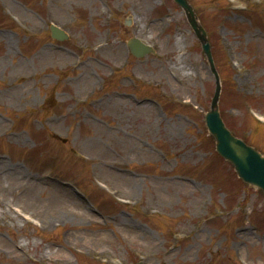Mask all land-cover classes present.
<instances>
[{"label": "rangeland", "instance_id": "obj_1", "mask_svg": "<svg viewBox=\"0 0 264 264\" xmlns=\"http://www.w3.org/2000/svg\"><path fill=\"white\" fill-rule=\"evenodd\" d=\"M187 2L220 117L264 156V0ZM167 45L179 84L154 67ZM214 92L173 0H0V264H264V195L215 151Z\"/></svg>", "mask_w": 264, "mask_h": 264}, {"label": "water", "instance_id": "obj_2", "mask_svg": "<svg viewBox=\"0 0 264 264\" xmlns=\"http://www.w3.org/2000/svg\"><path fill=\"white\" fill-rule=\"evenodd\" d=\"M175 2H177L186 11L188 20L202 43L204 53L208 58L216 78V92L211 104V111L206 115V124L209 132L215 138L216 150L224 159L230 161L234 165L239 177H241L245 182L259 187L264 193V158L253 149L245 146L242 142L233 138L225 129L217 111V100L219 96L220 85L217 74L213 67L209 52V45L207 44L205 38V32L195 21L191 8L188 6L186 1L175 0ZM51 30L53 37H57L59 39L66 38L64 33L58 29L51 27ZM128 47L131 53L136 57H142L149 51L135 40L129 41Z\"/></svg>", "mask_w": 264, "mask_h": 264}, {"label": "bare ground", "instance_id": "obj_3", "mask_svg": "<svg viewBox=\"0 0 264 264\" xmlns=\"http://www.w3.org/2000/svg\"><path fill=\"white\" fill-rule=\"evenodd\" d=\"M153 25H155V22L150 21V26H153ZM177 32H179V31L177 30ZM96 44H98V43H96ZM105 46H98L97 47V49H96V51L98 50L97 57L94 56L93 60L94 61H98V59L104 60L107 62L105 65H110L113 62H110V59L105 58L103 56V54L107 51H113L114 52V49L112 48L109 50L108 47L105 48ZM172 48L175 49V46L172 45ZM173 53H174L173 50L171 48H169L167 45L166 46V58L164 60L157 58L154 62L155 63L154 67H158L160 72L163 74V76L165 78H169L174 84H179V82L182 81L184 76L180 75L179 70H181V68L178 67L177 57L176 56L172 57ZM119 56H120V53L114 54L115 59H117ZM167 63H170V65L175 66V67H170L169 65H166ZM253 72H256V71L253 70ZM249 74L251 75L252 71H249ZM37 183L42 184L45 187H52L54 185L55 186V187L53 186L54 189L57 187L58 189L66 190L68 192V187L66 185H63L64 183L60 184L57 180H55L51 177H41L37 180ZM47 189H49V188H47ZM42 193L43 194L45 193V196L49 197L53 201L58 200V199H62V198L58 197L57 195H55L54 193H52L51 191H45V192L42 191ZM4 211L5 210H3L2 213ZM5 214H6V216H8L10 218H14V220H16L18 217V215L12 216L11 213H9L7 211ZM198 230L199 229H197V232H198ZM241 235H242L241 239H245V238L250 236L248 232H242Z\"/></svg>", "mask_w": 264, "mask_h": 264}]
</instances>
